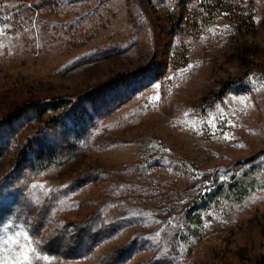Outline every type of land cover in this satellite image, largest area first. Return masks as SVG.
<instances>
[{"label": "rangeland", "instance_id": "374dc122", "mask_svg": "<svg viewBox=\"0 0 264 264\" xmlns=\"http://www.w3.org/2000/svg\"><path fill=\"white\" fill-rule=\"evenodd\" d=\"M0 29V241L28 234L32 264H264V0H0Z\"/></svg>", "mask_w": 264, "mask_h": 264}, {"label": "trees", "instance_id": "16d2710c", "mask_svg": "<svg viewBox=\"0 0 264 264\" xmlns=\"http://www.w3.org/2000/svg\"><path fill=\"white\" fill-rule=\"evenodd\" d=\"M20 194V193H19ZM22 195V194H21ZM20 195V196H21ZM90 221H84L81 223H77L76 224V231L75 233H73L71 237V239H73L74 241H70L68 240L67 243H69L71 246L68 247L71 252L75 253V254H79L82 253L86 250H89L93 240L96 238V236L100 233V231H98V233H94L93 232V224L89 223ZM63 231L61 230V228L56 229V231L54 232L55 236L53 239V246H62V247H67L66 242L63 243L65 241V239L67 238V236H69L68 234H62ZM67 254H72L67 253Z\"/></svg>", "mask_w": 264, "mask_h": 264}, {"label": "snow or ice", "instance_id": "6c2138e0", "mask_svg": "<svg viewBox=\"0 0 264 264\" xmlns=\"http://www.w3.org/2000/svg\"><path fill=\"white\" fill-rule=\"evenodd\" d=\"M6 29H0V32L5 31ZM2 47V45H0ZM156 89L160 88V85H154ZM153 102H158L160 100V97L154 96L151 98ZM232 137H229L225 135L224 139L228 140ZM240 147H244V145H239ZM33 187H37V185H33ZM42 187V186H40ZM20 237H23L24 243L20 242ZM0 243H3L5 245L12 244L18 246V255L15 257V264H32L33 260L39 261H48L49 256L47 255H40L37 252V249L32 247V240L29 238L28 234L24 232H16L11 236H8L3 241H0ZM39 243V242H37Z\"/></svg>", "mask_w": 264, "mask_h": 264}]
</instances>
